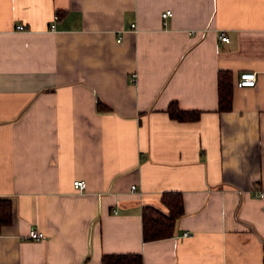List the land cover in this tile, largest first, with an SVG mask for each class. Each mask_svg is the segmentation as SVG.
<instances>
[{
    "label": "crops",
    "instance_id": "0c3cea01",
    "mask_svg": "<svg viewBox=\"0 0 264 264\" xmlns=\"http://www.w3.org/2000/svg\"><path fill=\"white\" fill-rule=\"evenodd\" d=\"M168 190L175 233L144 241L142 206ZM0 198V264H264V0H0Z\"/></svg>",
    "mask_w": 264,
    "mask_h": 264
},
{
    "label": "trees",
    "instance_id": "16d2710c",
    "mask_svg": "<svg viewBox=\"0 0 264 264\" xmlns=\"http://www.w3.org/2000/svg\"><path fill=\"white\" fill-rule=\"evenodd\" d=\"M61 13L60 11L58 12ZM234 81L230 70H220L218 76L219 111L231 110L233 106ZM98 110H109V106L97 100ZM167 113L179 121H196L202 111L198 109H183L176 101L169 103ZM161 204L142 206V235L144 241L171 237L175 233L177 219L184 213V198L180 191L168 190L161 196ZM12 203L10 198H0V227L11 223ZM102 264H143L140 252L105 253L101 258Z\"/></svg>",
    "mask_w": 264,
    "mask_h": 264
},
{
    "label": "built area",
    "instance_id": "2783aa9c",
    "mask_svg": "<svg viewBox=\"0 0 264 264\" xmlns=\"http://www.w3.org/2000/svg\"><path fill=\"white\" fill-rule=\"evenodd\" d=\"M173 15V10L171 8H168L166 10H164L162 12V17L163 18H166V17H170ZM53 22L50 24V28L53 29L55 27V21L58 20L60 18V15L59 13H56L54 16H53ZM136 26V24H132V27L134 28ZM16 28L19 29V30H25L27 28V26H25V24L23 23H19L16 25ZM220 38L221 40L223 41H229V37L226 33H222L220 35ZM136 73H133L132 76H131V81H136ZM256 82V74L255 72H243L241 74V78H240V84L241 85H254ZM74 187L77 191H81L84 189L85 187V181L83 179H75L74 180ZM136 186L135 184L132 185V189H135ZM187 234H190L189 231H185L182 235H187ZM46 236V234L41 231V230H38L36 228H33L30 230L29 234H28V237L30 238H34V239H42Z\"/></svg>",
    "mask_w": 264,
    "mask_h": 264
}]
</instances>
